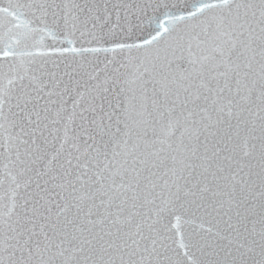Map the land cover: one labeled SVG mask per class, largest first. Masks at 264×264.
<instances>
[{"label":"snow or ice","instance_id":"obj_1","mask_svg":"<svg viewBox=\"0 0 264 264\" xmlns=\"http://www.w3.org/2000/svg\"><path fill=\"white\" fill-rule=\"evenodd\" d=\"M0 264H264V0H0Z\"/></svg>","mask_w":264,"mask_h":264}]
</instances>
